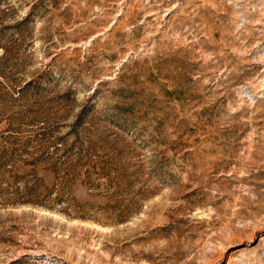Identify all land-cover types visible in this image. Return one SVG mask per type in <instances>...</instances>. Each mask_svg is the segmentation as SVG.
Segmentation results:
<instances>
[{
  "label": "rangeland",
  "instance_id": "rangeland-1",
  "mask_svg": "<svg viewBox=\"0 0 264 264\" xmlns=\"http://www.w3.org/2000/svg\"><path fill=\"white\" fill-rule=\"evenodd\" d=\"M0 139V264H264V0H0Z\"/></svg>",
  "mask_w": 264,
  "mask_h": 264
},
{
  "label": "trees",
  "instance_id": "trees-1",
  "mask_svg": "<svg viewBox=\"0 0 264 264\" xmlns=\"http://www.w3.org/2000/svg\"><path fill=\"white\" fill-rule=\"evenodd\" d=\"M45 158L48 159L47 157H45ZM38 161H39V159H37V158L32 159V160H27V159L24 160V159H20V158H17V157L16 158L15 157H10L8 159H3L0 156V174L2 175L0 179H5L6 182H8V185H11L9 183L14 182L15 179L19 180V179L25 177L26 174L22 175V174L19 173L18 170H16L18 164L21 163V162L23 164H25V163L30 164V165L32 164L33 165V166H31L32 167L31 168L32 173L38 175L37 166H36ZM6 166H9V168L6 169L7 171H2L4 168H6ZM11 170L14 171V173H10L9 175H6V173L10 172ZM11 176H13L14 179H10ZM28 181H29L28 178H26V179H24L22 181L24 183V185L22 186L21 189H18V186H16L17 189L16 188H12V189H15V190H13V191L9 190L7 192V194L9 195L7 197V199H11L12 198L10 201L13 202V203L22 202V201H26V200H30L32 202H40L41 200H38V198L41 196V192L37 191L38 189L34 187V183L31 184V185H28ZM35 196H38V197L36 199H34Z\"/></svg>",
  "mask_w": 264,
  "mask_h": 264
}]
</instances>
